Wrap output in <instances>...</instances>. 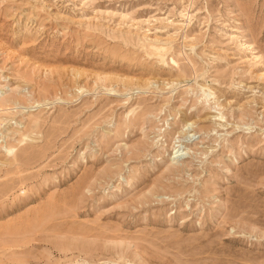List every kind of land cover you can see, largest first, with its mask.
I'll return each mask as SVG.
<instances>
[{
    "label": "rangeland",
    "instance_id": "1",
    "mask_svg": "<svg viewBox=\"0 0 264 264\" xmlns=\"http://www.w3.org/2000/svg\"><path fill=\"white\" fill-rule=\"evenodd\" d=\"M0 264H264V0H0Z\"/></svg>",
    "mask_w": 264,
    "mask_h": 264
},
{
    "label": "bare ground",
    "instance_id": "2",
    "mask_svg": "<svg viewBox=\"0 0 264 264\" xmlns=\"http://www.w3.org/2000/svg\"><path fill=\"white\" fill-rule=\"evenodd\" d=\"M154 48H155V47H154ZM154 48H153V49H154ZM162 49L164 50V48H160V49H158V52H159V50H160V52L162 53ZM156 51H157V49H156ZM160 52H159V53H160ZM160 58H161V56H160ZM162 58H163V57H162ZM178 150H179V149H178ZM178 150L176 151V153L178 152Z\"/></svg>",
    "mask_w": 264,
    "mask_h": 264
}]
</instances>
